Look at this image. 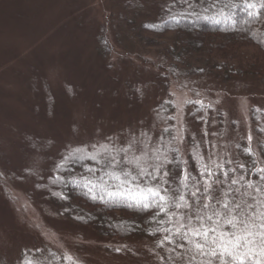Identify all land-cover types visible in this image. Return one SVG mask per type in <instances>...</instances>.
Masks as SVG:
<instances>
[{
	"label": "rangeland",
	"instance_id": "obj_1",
	"mask_svg": "<svg viewBox=\"0 0 264 264\" xmlns=\"http://www.w3.org/2000/svg\"><path fill=\"white\" fill-rule=\"evenodd\" d=\"M182 10L205 9L197 0H0V264H207L178 248L156 260L153 241L108 238L70 216L57 166L76 156L168 182L173 200L185 203L180 223L191 235L202 224L227 239L251 233L240 251L262 257L264 190L256 201L236 193L228 169L214 183L209 154L228 155L240 179L250 155L264 171V75L224 79L206 58L181 52L174 33L157 26ZM196 96L209 102L201 107ZM205 109L223 112L217 135L215 121L196 127L189 119ZM192 147L205 161L189 154ZM170 157L182 167L166 175L159 162ZM186 175L188 192L175 181L183 177V185ZM259 184L247 190L258 193Z\"/></svg>",
	"mask_w": 264,
	"mask_h": 264
},
{
	"label": "trees",
	"instance_id": "obj_2",
	"mask_svg": "<svg viewBox=\"0 0 264 264\" xmlns=\"http://www.w3.org/2000/svg\"><path fill=\"white\" fill-rule=\"evenodd\" d=\"M197 1L200 6H204V11L182 10L171 13L157 26L158 30L161 33L173 32L175 38L172 42L178 47L180 46L181 52L206 58L203 65H210V69L221 73L224 79L229 80L237 76L250 75L262 77L264 75V6H262L264 0ZM162 67L166 68L167 66L162 65ZM192 68L194 67L192 66ZM198 83H204V88L208 86L206 82L199 81ZM194 90L199 91L197 85ZM20 94L18 93V95ZM227 94L228 96L232 95L230 92ZM23 97H26V95H23ZM194 99L197 103L198 101L203 102L201 107L205 105V102H209L202 97L196 96ZM166 105L167 108L170 107V101ZM196 105V109L199 110L200 105ZM222 115L223 112L218 109L211 112L205 109L195 115L190 113L189 119L191 122L193 121L192 124L196 127V121L201 124L205 120L207 124L211 120L215 121L213 129L215 130L214 135H217L220 131L222 132L224 127L223 125L221 128L220 123L226 121L225 118L222 119ZM29 130L32 132V129ZM218 138L220 136L216 137V139ZM40 141L38 139L37 143H41ZM240 144L243 146L242 141ZM1 147L5 148L3 144ZM169 148L172 149V145ZM193 148L189 149V154L200 157L201 160L205 161L203 157L198 156ZM217 148H215L216 152ZM209 152L211 153L210 149ZM244 155L247 156L248 154L244 153ZM209 157L213 168V176H215L214 183L219 182L220 176L224 173L223 171L228 169L229 173L226 170V178L234 179L236 184L239 185L238 188L232 186L236 193L253 201L255 196L264 190V179H261V177H264V171H259L253 155L249 156V162L253 164L252 166L249 164L239 166V170L245 169L244 172L238 174L241 179L237 178L233 172L230 173L231 161L228 155L218 157L216 161L211 159L210 154ZM206 160L208 159L206 158ZM110 162V160H104L103 157L91 159L89 156H76L70 160L65 159L57 166V171L60 173L62 170L63 174L62 189L66 206H68L69 211H72L69 215L81 223L90 224L101 235L108 238L117 240L139 238L153 241L158 246L155 251L156 260L160 258L159 261H161L160 252L172 256V251L175 248L179 249L174 251L176 254L183 252V255L189 253L192 256L193 254L198 256L193 245L194 243H202L203 240L191 235V230L189 231L185 227L178 228V225H183L180 222L185 219L187 210L185 203L180 204L179 208L176 207L178 202L173 200L174 190L171 189L169 183L166 181L159 183L161 194L165 197L164 210L160 211L155 206L157 201L153 200L151 195L146 192L147 187H155L156 183L152 184L148 180H141L142 172L125 178L123 172L118 171L121 168L116 169ZM172 162L174 161L171 157L165 158L164 163L159 162V165H161L159 169L164 168L166 170L164 173H167L174 166L178 169L182 167L180 161L177 163ZM184 164L191 170L189 159L184 161ZM204 169H208V166H205ZM158 173L160 174L159 171ZM114 176H120V179H114ZM153 176L158 177L157 174H153ZM199 176H201V173H199ZM186 177L187 179L183 185L180 183L183 177L175 179L176 184L179 183L178 190L181 186H184L185 192H188L190 186L193 185L190 176L186 175ZM202 178H206V174ZM125 179L127 183L123 182ZM250 179L253 181H249ZM257 180L260 182L257 186L258 193L247 190L248 188L256 189L251 185L254 182L256 183ZM197 182L204 183L202 180ZM207 182H210V179ZM205 187V184H200L198 189H204ZM108 193H112V195L109 196ZM144 195L149 196L148 203L152 205L147 211L142 208ZM199 199L203 198L199 197ZM260 226L257 224L255 231L260 232ZM228 227L226 226L229 231L235 230L230 225ZM185 233H187L186 236ZM215 236L217 239L220 238L217 235ZM182 237L184 238L182 239ZM212 238V235L208 236L209 244H211ZM205 251L207 253L211 249L206 248ZM202 256L209 259L207 254ZM262 257H264V253H262ZM262 257L247 254L244 264H264V258ZM163 260L164 264H168L166 258ZM23 264L31 263L25 262ZM229 264H234L230 258Z\"/></svg>",
	"mask_w": 264,
	"mask_h": 264
},
{
	"label": "snow or ice",
	"instance_id": "obj_3",
	"mask_svg": "<svg viewBox=\"0 0 264 264\" xmlns=\"http://www.w3.org/2000/svg\"><path fill=\"white\" fill-rule=\"evenodd\" d=\"M90 158L95 159V157H90ZM110 163L112 164L113 167H115L117 162L113 160ZM140 171L143 173V175L140 176L141 180L145 179L149 175V173L144 172L143 169H141ZM122 174L125 178L130 175V173L126 170L123 171ZM165 174L169 175V173H165ZM208 174L212 175L210 171ZM203 175L204 174L201 173L202 177ZM113 178L120 179V176H114ZM152 178L153 180H157V177L155 176H153ZM261 179H264V177H261ZM123 182L127 183V180L125 179ZM185 187H187V185H185ZM197 191H199L198 188H197ZM146 192L151 195L153 200L157 201L155 206L159 208L160 211H163L165 197L161 194L159 183H157L155 187H152V186L147 187ZM108 195L111 196L112 193H108ZM193 195L195 196L196 193L193 192ZM173 197L175 198V194H173ZM181 199H183V197H181ZM148 200H149V196L144 195L142 198V201H143L142 208L145 211H147L150 207H152V205L148 203ZM176 207L179 208L180 204H176ZM204 207L206 208L207 205H205ZM189 219H191V217ZM208 219L211 220L212 217L209 216ZM228 224L231 227L235 228V224L231 220L228 221ZM182 227H186V226L182 225ZM216 232H217V228L215 226L208 227L203 224L201 225L200 228L195 229L193 234L197 238H202L203 240L202 243H194L193 247L195 248L196 252L199 255H205V254L208 255L209 259L207 261V264H213L214 260H219V264H229V258L231 262H234V264H244V259L247 256V253L241 252L240 249L242 247H245L247 244L251 243V241L247 239V236L251 235V233H246L245 235H236L235 233H232L231 235L234 237V239H227L225 238L224 233L221 232L220 238L217 239V237L214 235L212 238L211 244H209L208 242L209 233H216ZM186 235L187 233H185V236ZM183 238L184 237H182V239ZM206 248H210L211 251H208L206 253L205 251ZM67 259L71 260V257H68Z\"/></svg>",
	"mask_w": 264,
	"mask_h": 264
}]
</instances>
